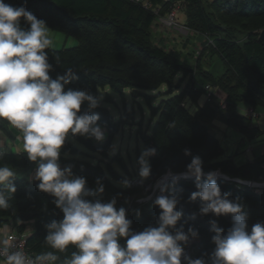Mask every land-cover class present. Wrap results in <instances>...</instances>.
Returning a JSON list of instances; mask_svg holds the SVG:
<instances>
[{"label": "trees", "instance_id": "16d2710c", "mask_svg": "<svg viewBox=\"0 0 264 264\" xmlns=\"http://www.w3.org/2000/svg\"><path fill=\"white\" fill-rule=\"evenodd\" d=\"M174 1L177 0H148L149 6H143L134 0H5L13 6H25L44 20L49 29L76 41L71 46L45 50L51 65L49 75L55 79L71 67L77 78L71 80L65 90H86L100 97L99 106L93 111L99 114L98 123L105 129V140L71 133L68 136L103 158L108 157L109 161H88L80 156L83 151L66 137L59 150L58 163L62 169L70 167L73 177L85 178L87 189L95 191L96 181L100 180L103 193L86 197L89 201L98 199L107 203L115 198L117 209L129 206L126 219L131 221L130 229L135 233L157 226L161 210L153 202L135 203L133 198L142 192L149 193L144 191V185L157 177L168 172H185L193 157L201 158L205 173L218 169L228 178L264 182V154L239 162L232 155L223 157L224 148L207 124L220 105L215 96L206 99L204 88L209 84L216 92L223 93L224 110L228 112L218 116L224 123L245 136L248 142L264 138V42L259 38V32L264 30V0H179L185 10L186 27L208 38L209 42H203L201 51L220 58L224 66L221 72L203 69L198 60L200 56L190 63L182 51L158 43L161 39L156 37L154 21L158 15L163 16ZM21 27H28L23 19ZM185 78L187 81L181 87ZM161 86L168 90L164 94L179 92L167 98H161L159 93L154 97L157 101L152 103L154 98L146 92H159ZM125 89L131 97H142L148 104V126L141 133L138 129V133L144 150L155 149V153L147 157L150 175L144 178V183H127L128 186L111 164L116 162L127 173L122 155L118 150L109 153L113 137L125 121L114 116L105 105L108 90L123 95ZM202 94L204 101L199 103ZM238 104L247 107L241 112ZM85 110L86 102L81 105V113ZM137 126L141 127L140 122ZM11 127L7 121L0 120V131L7 137L13 135ZM38 163L30 161L24 151H0V166L13 169L15 176L11 180L16 188L10 194L5 186H0L10 205L6 210L0 209V222L9 221L22 230L26 222L32 221L33 229L26 237L28 250L33 256L53 252L58 257L54 264H64L76 249L69 245L60 252L46 243L47 224L60 221L63 213L56 207L52 194L38 189V180L27 178L31 171L35 173ZM215 179L222 195L228 193L230 200L238 198L243 205V211L248 214L249 231L254 224L264 223V188L256 190L223 177ZM170 191L178 199L176 210L182 213L175 227L182 226L184 232L189 227L197 231L192 259L203 257L208 264L215 249L213 223L226 233L232 224L231 217L200 213L201 201L189 200L197 191L194 177L176 178ZM120 243L123 246L125 239Z\"/></svg>", "mask_w": 264, "mask_h": 264}, {"label": "clouds", "instance_id": "9594fccd", "mask_svg": "<svg viewBox=\"0 0 264 264\" xmlns=\"http://www.w3.org/2000/svg\"><path fill=\"white\" fill-rule=\"evenodd\" d=\"M21 19L27 28L21 27ZM52 44L44 20L23 5L13 6L0 0V120L22 133L17 139H22L23 151L30 161H39L34 177L39 181L38 189L52 194L63 213L60 221L47 224L46 243L60 252L69 245L75 247L64 264H182V256L183 264H205L203 257L192 259L184 254L183 244L198 233L191 227L187 232L182 226L175 227L182 216L176 210L177 196L170 191L176 178L159 185L160 195L153 201L161 210L157 226L135 233L130 229L131 221L126 219V210L115 207V198L107 203L86 199L103 193L99 179L93 191L86 188L85 178L73 177L70 167H60L59 150L69 133L97 141L103 140L105 133L98 123L99 114L93 111L99 106L100 97L86 90H65L77 78L73 69L67 68L55 79L50 77L51 65L45 50ZM85 102L87 110L81 113ZM154 153V148H147L138 158L141 179L150 175L147 157ZM182 175L195 178L197 191L189 200L201 201V214L231 217L226 233L213 223L212 264H264V223H256L248 230V214L243 205L238 198L230 200V194H221L217 173H205L200 157H193ZM14 176L11 167L0 166V186H5L10 194L16 191L11 180ZM9 207L0 190V209ZM121 239H125L123 246ZM0 256L5 264H54L58 259L53 252L33 259L22 251L9 252L7 247L0 249Z\"/></svg>", "mask_w": 264, "mask_h": 264}, {"label": "rangeland", "instance_id": "374dc122", "mask_svg": "<svg viewBox=\"0 0 264 264\" xmlns=\"http://www.w3.org/2000/svg\"><path fill=\"white\" fill-rule=\"evenodd\" d=\"M175 18L176 21H178L179 23H184L185 21L184 8H181L177 11ZM165 27L166 26H162L163 33L164 34H167L168 32L169 34L173 33L172 36H174L173 43L172 41L168 43L166 41L167 48L173 47L176 51H182V53L185 55L184 57L190 63L196 62L197 56H200L198 60L201 63L203 69L210 70L213 72H221L224 69L223 63L221 62L219 57H217L216 55L210 57V55L207 52L201 51L203 42H209L208 38L194 31L186 30L184 33H180L174 29H170V28L165 29ZM50 37L53 41V44L51 46L53 48H59L61 46H71L75 42V40L72 37H65V35H63L61 32L51 29H50ZM159 42L161 43V41ZM186 81L187 79L185 78L181 82L180 86L183 87ZM166 91H168L167 88L161 86L159 88V92L147 91L146 93L152 95L151 98L153 99L159 93L162 94L161 98H167L179 92V91H173L172 93L164 94L166 93ZM108 93L109 96L107 98V102L105 101V105H107L111 109L114 116L118 115L121 117L123 121H125L123 127L119 128L118 133L113 137V147L111 150H109V153L111 155L116 150H118L126 163L128 172L124 173L122 169L116 164V162H112L111 164L116 169V171L122 175V177L126 180V182H130V180L134 182L135 178L143 182L144 179H141L138 175L139 164L137 163V161L141 153L144 151L143 143L141 141V138L139 137V134L141 133V131H144V129L147 128L148 126V122H149L148 104L142 97H136V98L131 97L128 89L124 90L123 95L116 94L110 90H108ZM222 95L223 93L219 90L215 94L216 97L215 99L217 100L218 104H220V102H218L219 100L218 97ZM109 100L112 102H109ZM156 101L157 99L154 98L152 100V103H155ZM203 101H204V95L202 94L199 98V103H202ZM238 106H239V111L241 112L243 111V109H246L247 107L244 104L241 105L238 104ZM189 107L191 110L193 109L191 106ZM224 109L225 107H220V109L217 110L214 118L207 121V124L210 127V132H212V134L220 141L222 147L224 148L225 152L223 157L227 155H232L237 162L244 161L247 158H251L252 148L257 147L259 143L264 141V139L261 140L252 139L250 142H248V139L245 136L237 132L232 127L228 126L218 116V114L221 113L224 115L227 114L228 111ZM138 122H140L141 127L137 126ZM260 127L263 128L262 122H260ZM102 129L105 133V129L104 128ZM138 129H140V133H138L139 131ZM105 135L103 140H105ZM66 137H68L71 143L75 144L78 148H80L83 151V153L80 156L85 157V159H87L88 161H95V160L101 161L103 159H105L104 161L106 162L109 161L108 157L103 158V156L100 153L95 151H90L84 148V146L81 143L75 141L68 135ZM92 139L95 140L94 138ZM263 149L264 148L262 147L260 151H262ZM26 176L28 179H34L35 177L33 176L32 171L28 173ZM218 177H223L225 179L247 184L251 187H255L256 190H259L260 188H264L260 182L251 179L246 180L235 177L228 178L227 176L222 174L221 176ZM148 185H149L148 183L144 185V191H149L150 193L151 188H149L150 190L146 189ZM142 193L140 195L135 196L132 201L135 203H139L136 201L137 198L144 197L149 194V193H144V194ZM154 200L155 197H152L148 202H153Z\"/></svg>", "mask_w": 264, "mask_h": 264}, {"label": "built area", "instance_id": "2783aa9c", "mask_svg": "<svg viewBox=\"0 0 264 264\" xmlns=\"http://www.w3.org/2000/svg\"><path fill=\"white\" fill-rule=\"evenodd\" d=\"M135 2H140L143 6H149L148 0H134ZM182 8V2L177 0L172 3L169 10L162 16L158 15L156 20L154 21V24L156 25V28L158 31L163 32L162 26H166L165 29L170 28L174 29L180 33H184L188 28L186 27L185 23H179L176 21V13L178 9ZM155 12L157 13V8H154ZM206 93L205 97L207 100H209L212 96H215L216 91L215 88L209 84H205L204 86ZM220 107H225V99L223 96L219 97ZM164 175H161L154 179L152 182L148 183L149 187L147 186L146 189L150 190V193L144 197H139L136 199L139 203H144L146 201H149L152 197H157L160 195L159 192V185L161 183L167 182L168 179L160 180ZM141 181L139 179L130 180V182H127L129 184H139ZM129 206L125 209L126 210V216L128 212ZM26 237L27 234L25 232L15 230L10 231L5 236V242L0 243V249H4L7 247L9 252L12 251H22L26 254V256L30 258H35L36 256H33L32 253L28 250V247L26 245ZM196 243V238H189L188 242L183 244L184 247V254L188 255L190 258L194 256V245ZM0 260L2 261V264H5L4 257L0 256ZM181 261L183 262V256L181 257Z\"/></svg>", "mask_w": 264, "mask_h": 264}, {"label": "crops", "instance_id": "0c3cea01", "mask_svg": "<svg viewBox=\"0 0 264 264\" xmlns=\"http://www.w3.org/2000/svg\"><path fill=\"white\" fill-rule=\"evenodd\" d=\"M152 28L155 31L156 28L153 25H152ZM155 34H156L157 39H161V43L158 42L159 44L162 45L164 42L166 43V41L167 42L172 41V43H173V37H174V36H172L173 33L169 34V32H168L167 34H164V33H159L156 30ZM75 43H76V41L74 42V44ZM74 44H72V45H74ZM11 131L13 133V135L11 137H7L4 133H2L0 131V151H14V152L23 151L22 139H17L18 136L22 137V133H20L17 129H15L13 127H11ZM256 139H261V137H258ZM262 147L264 148V141L259 143V145L257 147L252 148V154H251L252 156H251V158H247L246 160L251 161L253 159V157L258 156V155L259 156L263 155L264 149L262 151H260ZM35 172H36V170H35ZM33 175L35 176V173ZM32 229H33V222L32 221L26 222L24 225V228L22 230H19L17 224L14 225L9 221L0 222V243L5 242V236L10 231L19 230V231H22V232H25L26 234H28L29 232L32 231ZM0 264H2L1 260H0Z\"/></svg>", "mask_w": 264, "mask_h": 264}, {"label": "water", "instance_id": "95a60500", "mask_svg": "<svg viewBox=\"0 0 264 264\" xmlns=\"http://www.w3.org/2000/svg\"><path fill=\"white\" fill-rule=\"evenodd\" d=\"M259 38H261L263 40V42H264V30H261L259 32ZM214 172L217 173L216 177L221 176V173H220V171L218 169H216ZM183 173H185V172H182V173H172V172H168V173H165L163 175L165 176V179H168L169 180V179H173V178H182L183 177V175H182ZM260 183L264 187V182H260ZM208 264H212V261L210 260Z\"/></svg>", "mask_w": 264, "mask_h": 264}, {"label": "bare ground", "instance_id": "6f19581e", "mask_svg": "<svg viewBox=\"0 0 264 264\" xmlns=\"http://www.w3.org/2000/svg\"><path fill=\"white\" fill-rule=\"evenodd\" d=\"M179 10V9H178ZM163 179H165V176L164 177H162L160 180H163Z\"/></svg>", "mask_w": 264, "mask_h": 264}]
</instances>
